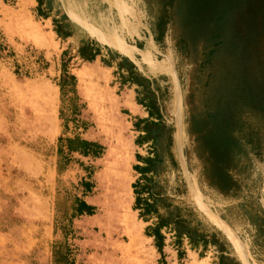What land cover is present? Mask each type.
<instances>
[{
    "label": "rangeland",
    "instance_id": "1",
    "mask_svg": "<svg viewBox=\"0 0 264 264\" xmlns=\"http://www.w3.org/2000/svg\"><path fill=\"white\" fill-rule=\"evenodd\" d=\"M61 1L62 4L51 0L56 7L53 15L68 10L67 16L76 24V36L70 42L56 37L53 24L36 14L32 0H0V264H51V245L62 239L60 226L71 212L70 199L82 194L78 182L88 175L93 188L84 198L89 202L94 197L98 204L90 203L95 207L93 215L72 220L73 236L68 235V241L76 248V260L81 264H160L159 254L146 234L147 223L155 222L156 214L146 215L144 220L132 208L131 186L136 180L133 154L138 149L130 124L132 116L123 107L134 110L131 94L123 95L120 102L122 90H118L111 75L113 69L105 68L100 59L93 63L101 67L97 77L76 76L78 115L70 111L68 96L72 94H60V75L56 74L62 64L75 74L91 64L76 58L77 46L83 39L96 41L103 53L105 47L129 58L138 53L140 62L148 64L151 72L170 75L172 81L164 77L159 80L166 82L163 115L172 127V150L177 163L166 164L155 178L153 193L168 196L201 230L219 232L230 243L231 255L236 259L239 260L234 246L213 222L228 229L248 264H264V236L258 235L249 221L253 207L261 205L264 209V125L248 118L258 131L260 147L256 155L250 154L242 196L222 195L200 175V165L186 133L183 99L192 63L175 50L172 30L165 34L168 49L154 53L151 63L155 48L151 37L143 49L133 46L137 42L133 37H139L141 30L150 31L154 21L144 0ZM106 2L110 6L108 13ZM85 3L87 16L83 11ZM95 30L99 34L93 37ZM178 91L182 97L180 110L175 108ZM111 98L119 103L111 105ZM62 117L68 120L66 126ZM178 121L185 131L181 150L176 143ZM75 134L100 142L105 151L99 158L73 154L67 169L58 174L57 138ZM146 152L151 151L143 150L144 155ZM126 166L128 194L123 198L118 190L127 173ZM57 198L59 208L55 205ZM158 211L164 213L161 205ZM169 237L173 258L168 264H217L218 252L214 248L200 256L185 239L179 245L183 254L178 257L175 238Z\"/></svg>",
    "mask_w": 264,
    "mask_h": 264
},
{
    "label": "trees",
    "instance_id": "2",
    "mask_svg": "<svg viewBox=\"0 0 264 264\" xmlns=\"http://www.w3.org/2000/svg\"><path fill=\"white\" fill-rule=\"evenodd\" d=\"M144 1L153 14L150 30L154 41L162 42L171 29L175 50L181 58H188L192 63L183 103L186 107V133L199 162L200 175L208 186L222 195L240 197L251 165L250 154L256 155L260 147L258 131L251 127L248 118L264 125V0ZM36 2L38 8L43 4V0ZM38 14L44 18L50 16L43 12ZM63 18L67 17L63 15ZM52 24L59 38L70 36L56 19L52 18ZM77 55L83 62H93L99 57L103 66L113 68L118 90L133 88L136 103L148 112V118H137L134 123L135 129L142 132L135 143L140 145L149 141L151 152L143 158L137 155L144 166L134 165V169L146 179L150 195L166 160L176 164L170 151L172 127L163 119L152 81L127 57L109 47H105L103 53L100 45L92 39L79 41ZM60 70V94H72V97L68 96L70 111L78 115L80 107L75 102L77 79L66 64H62ZM63 119L66 126L68 120ZM104 151L103 144L79 134L59 136L56 171L58 174L64 172L73 154L99 158ZM78 185L83 189L82 194L70 199L71 212L66 223L61 221L62 239L51 245V264H81L75 258L76 248L68 241V235L73 236L72 220L93 215L95 207L84 198L93 188L89 175L81 178ZM132 187L135 194L132 208L138 210L143 219L146 215L156 214V221L146 227V234L154 238L160 264H167L163 232L175 238L178 257L183 254L179 245L185 239L189 248L200 256L214 248L218 252L217 264H242L231 255L230 243L219 232H206L193 225L168 196L154 193L149 201L139 196L137 182ZM60 203L57 198L56 208ZM158 205L164 213H159ZM249 221L258 235L264 236V209L261 205L253 207ZM54 228H57V218Z\"/></svg>",
    "mask_w": 264,
    "mask_h": 264
},
{
    "label": "crops",
    "instance_id": "3",
    "mask_svg": "<svg viewBox=\"0 0 264 264\" xmlns=\"http://www.w3.org/2000/svg\"><path fill=\"white\" fill-rule=\"evenodd\" d=\"M32 1L34 2V5H35V12H36V14L40 18H42L45 21L48 20L49 23H51V24H52V18H54V19H56L58 21V23L61 26L64 27V30L70 32V36L66 37L65 39H61V38L58 37V35L56 34V32L53 31L55 33L56 37H58L62 41L66 40L67 42H70V39H73L76 36V30H75V26H74L76 24H74L73 22H71V20L69 19V17L65 13V11L64 12H59L56 15H53V12L56 10V7L51 4V0H43V4L39 8L37 7L38 4H37L36 0H32ZM58 1L61 4L63 2L61 0H58ZM86 4L87 3H85L84 10H83L85 12V13L83 12L85 14V16H87L86 15V10H87ZM106 6H107L106 13H108L109 12V9H110V6H109L108 2H106ZM38 11L39 12H43V13H48V14H50V16L47 17V18H44V17H42V16H40L38 14L39 13ZM63 15H65L67 18H63ZM87 18H90V15H88ZM148 37H151L152 38V40L154 42V45H155V48L152 51V54H151V57H150V60H151V63H152V61H153L152 58L154 56V53H156V52L157 53H160L161 51H166L168 49V47H165V44H166L165 38L162 40V42H156V41H154L151 30L150 31H148V30H141V33H140V36L139 37H133V38H136L137 39V42L135 44H133V46L137 47L138 49H143V47L145 45V42H146V39ZM77 48H78V46H77ZM117 53H119V52H117ZM120 55H122V54H120ZM122 56H124V55H122ZM125 57H127V56H125ZM76 58L79 59V56L77 55V51H76ZM127 58L137 67V69L139 71H141L147 78H149L152 81L151 86H152V88L154 89L155 93L158 96V104H159V107H160V111H161V114L163 116L164 121L166 122L165 117L163 115V103H164L165 100H164L162 94H163V92L165 91V89L167 87L166 86H163V83L165 84L166 82H163V81L161 82L159 80V78L160 77L161 78L164 77V78H168L170 81H172L170 75L168 73L164 72V71L151 72L150 66L148 64H144V63L140 62V54H138V53H136L134 55V58H129V57H127ZM98 59H99V57H97L95 61H93V62H87V63H92L93 64ZM50 67H51V65L48 64L47 69H49ZM154 67L159 68L160 66H154ZM105 68H109V67H105ZM110 69H113V68H110ZM112 71H111V73H112ZM70 73L74 74L75 77H76V74H75V72L73 70L70 71ZM60 74H61V70L59 69L56 75L59 76ZM111 75L113 76V74H111ZM111 75L109 74V78L111 77ZM76 79H77V77H76ZM76 89H77V83H76ZM121 92H122V95H121V98H120V102L123 101V95H125V94H131L132 99L134 101V107H135L134 110H132L128 106H124L123 105V107H125L128 110V113L132 116V120H131V123L130 124L132 125V127L134 129V132L136 133L135 134V137L137 138V136L139 134H142V132L135 129L134 123H135V121H136L137 118H140V119H146V118H148V112L146 111V109L142 105L136 103V101H135V92H134L133 88L124 87ZM140 125H142V123ZM172 138H173V133H172ZM86 139H89V138H86ZM134 144H135V147L138 149L133 154L134 164H133L132 167H133V170L136 173V176H135L136 180L134 181V183L137 182L138 190L140 192L139 193V196L141 197V199H147V200H149L150 195H154L153 189H150V192L151 193L149 195L148 194V191H147L148 189H147L146 179H144L142 177L141 173L138 170H135L134 169V165L144 166V162L141 160V158H138L136 156L139 155V156H141L143 158V157H146V156L150 155V153H147V152H146V155L143 154V150H150L151 151L150 142L149 141H143L140 145H137L135 143V141H134ZM172 147H173V141H172V146L170 148V151L173 154ZM173 156H174V154H173ZM174 159H175V162L177 163V160H176L175 156H174ZM168 162L169 161L166 160V164ZM147 176H149V174H147ZM131 189H132V194H133L132 201L134 203L135 194H134V191H133L134 189H133L132 186H131ZM146 196H149V197L147 198ZM86 201H88V200H86ZM88 203H90V202H88ZM150 220H152V219H150ZM147 225H152V223H150V224L147 223ZM163 233L165 235L163 252H164V255H165L164 256L165 261L168 264V260L173 258V251L170 252V250H169V248H170L169 242H168V240L170 239L169 233L168 234H166L165 232H163ZM150 238L152 239V242L154 244V238L153 237H150ZM175 252H176V250H175ZM169 254H170V256H169ZM240 262L242 264H244L241 260H240Z\"/></svg>",
    "mask_w": 264,
    "mask_h": 264
},
{
    "label": "bare ground",
    "instance_id": "4",
    "mask_svg": "<svg viewBox=\"0 0 264 264\" xmlns=\"http://www.w3.org/2000/svg\"><path fill=\"white\" fill-rule=\"evenodd\" d=\"M66 14L69 16L68 14V10H65ZM71 14V13H70ZM95 33L92 35L93 37H96L99 32L97 30L94 31ZM100 68L101 67H97L95 65H93L92 63L88 66H84L83 68H81L77 73L76 76L79 79H83L85 77H97L98 73L100 72ZM177 89V88H176ZM119 101H117L114 98L110 99V104L111 105H116L118 104ZM180 104L182 107V97L180 99V93L179 91L177 92V95L175 97V108L176 110H180ZM180 112V111H179ZM178 112V113H179ZM177 114V113H176ZM177 136H176V143L178 144V148L179 150H181V145H182V140H184V129H183V125L178 121L177 122ZM127 169V173L125 174L124 178H123V184L122 187L118 190L119 194L121 197H125L128 194V183H129V174H128V167L126 166ZM92 204H98L95 200V198L93 197L92 199H90L89 201ZM213 224L228 238V240L232 243V245L234 246V250H236L237 254H238V258L239 260H241L244 264H248L247 259L244 255V252L242 250V248L234 241V239L232 238V236L230 235L228 229H226L225 227H222L220 224L213 222Z\"/></svg>",
    "mask_w": 264,
    "mask_h": 264
}]
</instances>
